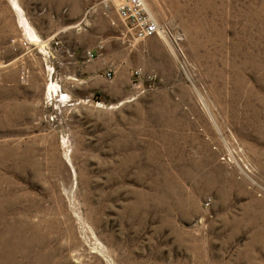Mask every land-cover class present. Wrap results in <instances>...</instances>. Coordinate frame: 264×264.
<instances>
[{
	"label": "rangeland",
	"instance_id": "374dc122",
	"mask_svg": "<svg viewBox=\"0 0 264 264\" xmlns=\"http://www.w3.org/2000/svg\"><path fill=\"white\" fill-rule=\"evenodd\" d=\"M15 1L38 42L0 0V264H264V0H144L182 54L112 3Z\"/></svg>",
	"mask_w": 264,
	"mask_h": 264
},
{
	"label": "built area",
	"instance_id": "2783aa9c",
	"mask_svg": "<svg viewBox=\"0 0 264 264\" xmlns=\"http://www.w3.org/2000/svg\"><path fill=\"white\" fill-rule=\"evenodd\" d=\"M101 3L104 7H107L108 3H112L118 18L134 40H143L152 35H157L168 40L177 54H182L178 45L180 39L172 37L168 28L158 26L144 0H102ZM222 160H224L223 157ZM241 165L237 162L239 169H241ZM242 167L244 171L247 170L245 164Z\"/></svg>",
	"mask_w": 264,
	"mask_h": 264
},
{
	"label": "crops",
	"instance_id": "0c3cea01",
	"mask_svg": "<svg viewBox=\"0 0 264 264\" xmlns=\"http://www.w3.org/2000/svg\"><path fill=\"white\" fill-rule=\"evenodd\" d=\"M68 1L69 0H42L41 1L42 3L39 5L42 6V9H43L42 11H44L47 14L50 13L52 19L55 20V22H58V19L60 18L59 17L60 12L68 4ZM28 10H29L30 14L33 13V10H30L29 7H28ZM58 14H59V16L57 17L56 15H58ZM35 19H36V17L33 18V22L30 21V23L34 27L35 31L37 29V31L41 32L40 27H38L39 26L38 21L35 22ZM46 23L48 24V22H46Z\"/></svg>",
	"mask_w": 264,
	"mask_h": 264
},
{
	"label": "bare ground",
	"instance_id": "6f19581e",
	"mask_svg": "<svg viewBox=\"0 0 264 264\" xmlns=\"http://www.w3.org/2000/svg\"><path fill=\"white\" fill-rule=\"evenodd\" d=\"M12 4L14 7V10L18 14L19 22H20L21 26L24 28V31L26 33V37H27L28 41L33 42V43H37L38 38L34 34L32 28L26 22V20L22 17L20 8L18 7L16 1L12 0ZM56 88H57L56 84H52L51 82L49 83L48 91H49L50 95H52V93L56 91Z\"/></svg>",
	"mask_w": 264,
	"mask_h": 264
}]
</instances>
